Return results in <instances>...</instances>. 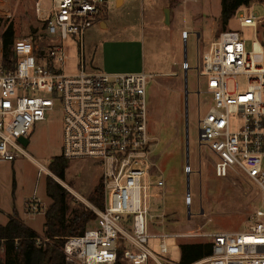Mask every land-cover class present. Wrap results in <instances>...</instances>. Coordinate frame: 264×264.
I'll return each instance as SVG.
<instances>
[{
	"label": "built area",
	"instance_id": "1",
	"mask_svg": "<svg viewBox=\"0 0 264 264\" xmlns=\"http://www.w3.org/2000/svg\"><path fill=\"white\" fill-rule=\"evenodd\" d=\"M51 2L48 10L42 0L36 2L41 25L32 27L34 37L16 39L15 59L8 69L1 37L13 13L0 6V161L26 156L20 139H29L35 125L61 107V157L94 163L101 170L106 192L105 208L97 212L96 225L82 236L67 239V264H117L120 253L125 264L170 263L164 258L169 238L209 239L213 256L196 264H264V39L257 36L264 20L253 15L238 18L241 28L255 29L251 51L240 31L227 29L202 56L198 48L195 67L189 65L187 51L183 61L188 181L194 174L189 160V99L194 95L200 107L199 151L209 153L218 178L242 171L251 179L259 189L261 207L245 231L153 234L149 204L162 199L167 188L154 162L149 131L148 88L156 76L145 71L88 72L86 36L103 13L106 0ZM189 36L183 33L185 44ZM201 41L198 34V44ZM72 64L76 72L69 73ZM191 72L197 81L194 91L189 90ZM241 78L246 81L243 89L237 83ZM186 203L192 216L191 189ZM40 210L41 203L34 197L30 213ZM155 238L161 240L160 255L150 248Z\"/></svg>",
	"mask_w": 264,
	"mask_h": 264
},
{
	"label": "rangeland",
	"instance_id": "2",
	"mask_svg": "<svg viewBox=\"0 0 264 264\" xmlns=\"http://www.w3.org/2000/svg\"><path fill=\"white\" fill-rule=\"evenodd\" d=\"M37 1L0 0V6L10 8L13 13L11 22L15 26L16 39L34 37L32 27H40L35 14ZM42 3L44 9L51 8V0H42ZM166 10L170 11L168 20ZM221 15L222 0H106L103 15L98 19L105 23V28L98 22L86 36L85 65L88 72L110 73V63L118 69L133 64L139 57L144 61V71L156 76L148 88L149 131L153 139L154 162L167 188L162 199L149 204L152 215L149 224L153 234L245 231L262 204L257 185L242 171L227 178H218L209 153L199 151L197 119L200 107L194 95L189 99V160L194 174L189 181L186 175L188 155L183 61L187 51L189 65H197L198 48L202 56L225 31ZM249 15L264 20V1L253 0L242 7L227 27L241 32L247 51L252 50L256 40L255 29L241 28L238 18ZM184 32L190 34L186 44ZM198 34L202 36L199 44ZM257 36L263 41V27L258 29ZM119 41L127 43L116 44ZM74 72L72 64L69 73ZM189 77V90L194 91L196 75L191 72ZM237 83L240 89L246 86L242 78ZM29 140L26 156L14 162L0 161V224L6 225L16 210L37 231H41L44 216H35L32 222L30 204L36 197L48 210L51 200L47 197L46 184L48 179H53L69 192L72 210L84 209L96 215L97 219L90 223L89 229L94 227L98 220L97 212L101 209L89 199L98 185L104 186L101 170L91 161H69L63 181L49 170L50 164L62 153L61 107L48 112L46 121L35 125ZM188 189H191L192 216L188 215L186 203ZM209 241L169 238L166 241L169 253L164 258L170 263L165 264H180L182 244ZM160 243L157 238L150 240V248L158 255Z\"/></svg>",
	"mask_w": 264,
	"mask_h": 264
},
{
	"label": "trees",
	"instance_id": "3",
	"mask_svg": "<svg viewBox=\"0 0 264 264\" xmlns=\"http://www.w3.org/2000/svg\"><path fill=\"white\" fill-rule=\"evenodd\" d=\"M246 1L222 0L221 19L225 31L238 11L247 5ZM15 41V26L13 22H9L7 31L1 37L6 69L11 67L15 59L13 53ZM68 168L69 161L63 157H57L50 164L49 170L63 181ZM46 192L51 205L45 213L44 237H40L31 230L14 210L8 224L0 225V264H67L64 253L67 239L84 235L90 223L97 219L96 215L88 210H72L69 192L57 181L48 179ZM89 200L103 210L106 204L105 187L102 184L98 185ZM3 249L5 253L2 257ZM212 256L213 245L209 242L184 243L181 245L180 264H196ZM117 264H125L122 253Z\"/></svg>",
	"mask_w": 264,
	"mask_h": 264
},
{
	"label": "crops",
	"instance_id": "4",
	"mask_svg": "<svg viewBox=\"0 0 264 264\" xmlns=\"http://www.w3.org/2000/svg\"><path fill=\"white\" fill-rule=\"evenodd\" d=\"M100 17H102V15ZM98 22H99V24L101 25L102 28H105V23L104 22H100L99 20H98ZM126 43L127 42L119 41L116 44H118V45H124ZM125 60H127V59H125ZM125 60H122V61H125ZM129 61H132V60L130 59ZM113 66H115V65L110 63V68H109L110 74H135V73H140V72H143L144 71V61H142L139 57H138V59L133 64H128L127 66H123L122 68L119 67L117 69V68H114ZM72 191L74 192V194H76L78 197H80V195L77 192H75L74 190H72ZM41 204H42L41 205V210H40L39 213H37L35 215H33V214L30 213V215L32 217L31 218L32 219V222H34V220H35L34 217L35 216L36 217L39 216V215L44 216V221H43V224H42L43 226H42V230L41 231H37L32 224H30L29 222H27L26 219H24V217L21 216L18 212L17 213H18L20 219L31 230H33L35 233H37L40 237H44V234H45V222H46L45 213H46L47 210H46L45 206L43 207L44 204L43 203H41ZM9 217H12V216H9ZM8 222H9V220H8ZM8 222H7V224H8ZM2 226H5V224L2 225ZM4 253H5V250L3 249L2 252H1V254L4 255Z\"/></svg>",
	"mask_w": 264,
	"mask_h": 264
},
{
	"label": "water",
	"instance_id": "5",
	"mask_svg": "<svg viewBox=\"0 0 264 264\" xmlns=\"http://www.w3.org/2000/svg\"><path fill=\"white\" fill-rule=\"evenodd\" d=\"M247 4H250L252 2V0H247L246 1ZM169 13L170 11L169 10H166V20H168L169 18ZM32 33H36V30L32 29ZM20 142L25 146V147H28L30 145V140L29 139H20Z\"/></svg>",
	"mask_w": 264,
	"mask_h": 264
},
{
	"label": "bare ground",
	"instance_id": "6",
	"mask_svg": "<svg viewBox=\"0 0 264 264\" xmlns=\"http://www.w3.org/2000/svg\"><path fill=\"white\" fill-rule=\"evenodd\" d=\"M192 199V198H191Z\"/></svg>",
	"mask_w": 264,
	"mask_h": 264
}]
</instances>
